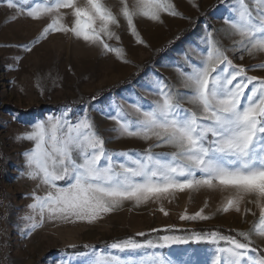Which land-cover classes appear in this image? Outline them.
Segmentation results:
<instances>
[{
    "label": "snow or ice",
    "instance_id": "obj_1",
    "mask_svg": "<svg viewBox=\"0 0 264 264\" xmlns=\"http://www.w3.org/2000/svg\"><path fill=\"white\" fill-rule=\"evenodd\" d=\"M220 3L225 4L227 14L222 17L226 27L219 31L230 43L225 46L216 38V30H206L205 48L198 50L199 62H190V71L180 73L184 91L156 77L146 88L156 97L149 107L139 99L127 101L134 118L115 105L102 110L105 119L115 122L112 131L118 137L151 141L144 151H109L108 141L90 115V106L76 116L65 106L57 114L26 125L31 130L15 137L33 145L22 153L26 170L20 171L19 177L44 188L43 196L33 190V203L27 206L30 214L23 217L28 223L22 231L31 235L42 227L45 214L48 220L92 223L126 201L140 206L186 189L232 193L218 208L222 213L231 209L240 212L241 202L247 198L259 209L258 222L236 236L212 231L166 234L145 242L129 238L112 243L115 252L85 246V251L66 253L67 259L59 264H264V249L256 245V238L264 241V78L248 76V71L256 69L237 65L228 55L239 53L243 59L244 54L264 53V0H255L251 6L246 0H236L234 5L226 0ZM29 4L30 0H6V7L15 11L13 19H49L33 44L53 33L70 34L101 54H113L126 62L124 49L109 43L120 40L115 29L121 24L104 0H85L82 6L77 0ZM119 4V16L138 45L145 41L134 19L163 23L161 14L183 18L171 0H119ZM61 9L71 10V26L63 22L66 14ZM22 49L32 51L27 45ZM258 68L264 70V64ZM161 147L171 151H153ZM202 212L181 215L180 219H209ZM245 212L252 210L245 208ZM190 243L210 247H173ZM166 248L167 253L162 251Z\"/></svg>",
    "mask_w": 264,
    "mask_h": 264
},
{
    "label": "rangeland",
    "instance_id": "obj_2",
    "mask_svg": "<svg viewBox=\"0 0 264 264\" xmlns=\"http://www.w3.org/2000/svg\"><path fill=\"white\" fill-rule=\"evenodd\" d=\"M36 2L45 0H30L28 6ZM104 2L121 24L115 29L120 40L109 43L124 49L126 62L116 59L113 54H101L98 48L87 46L70 34L53 33L33 44L49 19L32 20L26 16L13 19L15 11L6 7V0L0 2V264H59L62 259H67L66 253L85 251V246L115 252L110 245L129 238L145 242L166 234L212 231L236 236L238 232L249 231L258 222L259 209L247 198L241 202L240 212L231 209L222 213L218 208L232 193L186 189L166 194L159 200L153 198L140 206L126 201L92 223L48 220L45 214L42 227L31 235L22 231L28 223L23 217L30 214L27 206L33 203L30 198L33 190L39 196L44 195V188H37L36 181L19 177L20 171L26 170L22 153L33 146L31 142L15 140L17 135L31 130L26 125L57 114L65 106L72 108L73 116L90 106V115L99 134L108 141L106 148L109 151L142 152L151 141L146 143L136 138L118 137L112 131L117 127L115 122L105 119L102 110L115 105L134 118L127 101L139 99L144 107H149L156 97L146 88L156 77H163L169 85L184 91L180 73L190 71V62H199L198 50L205 48L206 30H216V38L222 39L225 46L230 43L219 31L226 27L222 17L227 14L226 6L220 0H171L183 18L161 14L163 23L146 18L134 19L144 45L135 43L126 21L119 16V0ZM246 2L251 6L255 0ZM77 3L82 6L85 0H77ZM226 3L234 5L236 0H226ZM70 12V9H61V13L66 14L63 22L68 26L73 20ZM25 45L31 46L32 51H23ZM228 55L235 64L256 69L248 71V76L264 78V70L258 68L264 64V53L244 54L243 59L239 58V53L229 52ZM93 96L96 97L94 101ZM184 107L191 105L185 104ZM153 151L170 152L171 149L161 147ZM161 208L168 214L164 215ZM245 208L251 209L255 215L245 212ZM201 209L209 219H180L181 215L191 216ZM220 244L225 246L223 241ZM256 245L264 249V241L258 238ZM173 247L210 246L190 243ZM162 251L167 253L169 249Z\"/></svg>",
    "mask_w": 264,
    "mask_h": 264
}]
</instances>
